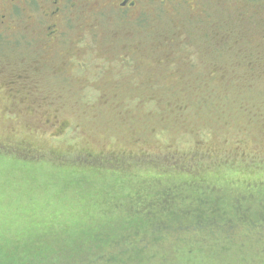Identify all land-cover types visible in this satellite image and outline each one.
<instances>
[{
	"label": "rangeland",
	"instance_id": "1",
	"mask_svg": "<svg viewBox=\"0 0 264 264\" xmlns=\"http://www.w3.org/2000/svg\"><path fill=\"white\" fill-rule=\"evenodd\" d=\"M21 1L10 12L0 6V141L44 158L19 164L28 171L19 177L18 163L6 160L15 154L0 150V237L85 217L95 201L103 209L162 172L159 193L177 188L186 205L176 214L188 229L167 235V253L177 255L182 238L184 252L194 253L189 264H264V41L253 33L264 23V0H140L129 10L118 0H68L51 36L45 7ZM251 60L258 63L252 73ZM69 162L95 170L78 186L84 204L56 195ZM190 178L196 190L198 181L230 184L226 194L212 193L226 197L213 204L224 217L235 214L237 192L248 199L250 217L237 223L231 214L232 229L216 235L228 251L202 237L197 244L198 194L183 182ZM64 237L68 251L86 247L79 234L70 237L77 246Z\"/></svg>",
	"mask_w": 264,
	"mask_h": 264
},
{
	"label": "trees",
	"instance_id": "2",
	"mask_svg": "<svg viewBox=\"0 0 264 264\" xmlns=\"http://www.w3.org/2000/svg\"><path fill=\"white\" fill-rule=\"evenodd\" d=\"M253 1L256 2V0ZM261 21H264V19ZM252 22L257 23L254 19H252ZM229 29L232 30V33L235 32L234 28L231 27ZM253 33L264 41V23L260 22V25L254 28ZM249 55L251 54L249 53ZM257 64V60H251L247 63L249 65L247 69L255 71ZM249 76L251 75L249 74ZM14 142L11 140L9 142L8 140L0 141V150L1 152H5L4 154H7L8 157L15 154L14 159L6 160L8 162L11 160L17 162L18 165L14 163L12 167L16 170L19 177H24L28 171L25 170L24 165L19 164L32 160L41 162L44 157L35 155V153H42L41 151L35 150L32 147L22 146L23 144L21 145L19 142L14 144ZM56 162L61 161L56 160ZM70 163L72 162L67 163V166H62L61 170L63 171L58 173L61 177L60 184L62 186L58 188L56 195L57 197L60 196V201L64 199L68 201L70 199L69 202L76 203L79 200L81 204H84L82 199L85 197V190H79L78 186H81L80 181L88 177V175L85 177L83 174L86 171L90 172L92 170H88V167L82 169L78 166V164H84L83 162L77 164ZM118 164H122V162L119 161ZM118 164L115 163L112 166L118 168ZM66 171H70V173L65 174ZM113 172L120 176L121 171L117 170ZM124 176L131 179L134 175L130 173V175L125 174ZM141 176V178L147 177L145 175ZM162 177L163 174L160 172L159 177L155 176L151 179L155 182L149 183L147 188L145 184L139 182V186L133 191L119 196L118 202L116 200H108V206L106 205L103 209L98 206L99 203L97 201L90 200L88 204L95 201V206L89 207L90 211L85 217L73 213L66 216L73 217L75 215L77 219L71 218L64 222L62 221V223L52 222L51 225H49L51 221L48 220L40 226L35 227L34 225V229L28 227L22 230L21 234L19 232L11 239L0 237V264H53L51 257L57 256V264H114V261H118L116 258H121V261L117 264H170L176 257L179 261L182 260L183 264H189L193 260L194 253L184 252L186 245L182 238H178L179 243H182L183 247L178 245L177 255L173 248L169 247L170 253H167L165 248H163L164 244L168 242V234H178L186 232L188 229L179 222L183 218L179 214L178 216L176 214L178 213V206L186 205L185 203H178L179 199L177 201V198L180 196L178 195L177 188L169 187L167 190L163 188L164 193H159L162 191L159 186ZM87 181L89 180L87 179ZM195 181L197 180L190 178L183 182L194 184V186L191 185L187 190H193V193L196 192L198 194L196 205L194 206L196 214L191 217L193 221L191 224H195V229L193 228L192 230L195 233L198 232L196 236L197 244L200 242L199 237H202L201 242L213 243L214 247L219 246L223 242H227V239L219 238L216 235L228 232L230 228L232 229V226L229 225L230 222L227 221L232 220L229 219L232 213L227 214L226 217L219 215L220 211L214 209L213 204L217 205L218 202L225 201L226 197H224V200H216L217 198H214L212 193L213 191H222L226 194L225 191L229 190L228 185L230 184L226 182L227 184H224V186L220 184V182H223L218 180H212L213 182L207 181L209 183L198 181L201 184H197L198 189L196 190L194 189L196 187ZM156 189H159V191ZM236 195L237 210L232 215L233 217L236 216L238 223L240 217H243L244 214L246 218L247 215L249 216V208H243L245 200H248L245 198V194L239 191ZM109 199L112 198L109 197ZM160 208L164 210L161 211ZM245 209H247V212ZM68 212L71 213L70 210ZM257 221H251L248 226L250 228L255 227ZM240 226L235 227V231ZM204 231H207L209 236L206 235L204 237L202 235L206 233ZM76 234L81 236L82 242L86 246L82 248V252L68 251L62 242V238L66 235L65 237H69L66 241L69 244L71 242V245L76 244L77 246L76 239L70 238ZM193 240L192 243H195ZM225 247V245L223 247L221 245L218 250L228 251V249L225 250Z\"/></svg>",
	"mask_w": 264,
	"mask_h": 264
},
{
	"label": "flooded vegetation",
	"instance_id": "3",
	"mask_svg": "<svg viewBox=\"0 0 264 264\" xmlns=\"http://www.w3.org/2000/svg\"><path fill=\"white\" fill-rule=\"evenodd\" d=\"M138 1L140 0H118V8L121 10L133 9ZM161 1L167 2L169 0ZM185 1L187 2V0ZM21 2L26 5V7L30 6L38 9L45 7L43 14L44 20H47L45 30L49 31L48 36L54 35L58 32V28L60 29L65 22L64 15L66 13L68 0H22ZM0 6H2L7 12H10L15 6L19 7V4L17 3V0H0Z\"/></svg>",
	"mask_w": 264,
	"mask_h": 264
}]
</instances>
